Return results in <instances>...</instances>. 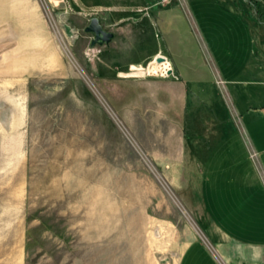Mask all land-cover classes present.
<instances>
[{
    "label": "rangeland",
    "instance_id": "374dc122",
    "mask_svg": "<svg viewBox=\"0 0 264 264\" xmlns=\"http://www.w3.org/2000/svg\"><path fill=\"white\" fill-rule=\"evenodd\" d=\"M250 2L0 0V264H177L202 234L184 134L264 96L226 81L264 69Z\"/></svg>",
    "mask_w": 264,
    "mask_h": 264
},
{
    "label": "crops",
    "instance_id": "0c3cea01",
    "mask_svg": "<svg viewBox=\"0 0 264 264\" xmlns=\"http://www.w3.org/2000/svg\"><path fill=\"white\" fill-rule=\"evenodd\" d=\"M169 64L173 74L168 78L176 77L175 65L170 60ZM255 69L257 74L262 72L258 79L226 81L264 86L262 65ZM260 90L247 104L230 95L243 128H233L229 118L212 117L216 134L210 131L194 138L184 134L190 150L183 171L191 190L199 193L197 203L203 213L197 221L202 223V234L193 235L177 264H264V96ZM186 202L189 207L195 204Z\"/></svg>",
    "mask_w": 264,
    "mask_h": 264
},
{
    "label": "water",
    "instance_id": "95a60500",
    "mask_svg": "<svg viewBox=\"0 0 264 264\" xmlns=\"http://www.w3.org/2000/svg\"><path fill=\"white\" fill-rule=\"evenodd\" d=\"M85 32L94 35V38L92 39L90 44L91 49H94L96 46H109L115 38V34L105 30L98 18H93L90 21V24L88 25V27H86ZM155 62L160 66L156 70L155 64L151 65L152 71L150 72V74L157 75L161 70L162 76L169 77L173 74V69L171 68L170 64L166 63L167 59L165 57L158 56L156 57ZM164 63H166L165 66L162 65Z\"/></svg>",
    "mask_w": 264,
    "mask_h": 264
},
{
    "label": "trees",
    "instance_id": "16d2710c",
    "mask_svg": "<svg viewBox=\"0 0 264 264\" xmlns=\"http://www.w3.org/2000/svg\"><path fill=\"white\" fill-rule=\"evenodd\" d=\"M250 5L252 8L255 9L256 15L259 17V20L262 22L261 24L264 25V20H263L264 12L258 9L259 7L257 1L251 0Z\"/></svg>",
    "mask_w": 264,
    "mask_h": 264
}]
</instances>
